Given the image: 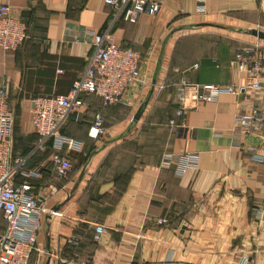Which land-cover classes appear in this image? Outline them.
I'll return each instance as SVG.
<instances>
[{
	"label": "crops",
	"instance_id": "obj_1",
	"mask_svg": "<svg viewBox=\"0 0 264 264\" xmlns=\"http://www.w3.org/2000/svg\"><path fill=\"white\" fill-rule=\"evenodd\" d=\"M149 1L160 2L157 15H141L136 24L116 21L110 29L120 47L140 54L148 85L129 91L122 103L105 111V134L97 140L87 137L97 99L83 97L79 123L71 116L66 120L61 134L80 142L81 152L60 151L73 170L48 197L47 209H59L43 217L39 247L50 252L49 264H59L57 259H66L70 250L95 264H238L242 257L247 264H264V165L250 152L259 140L238 134L235 122L247 96L264 108V95L242 90L215 103L201 102L183 119L175 115L180 76L192 85L242 84L232 58L237 47L256 42L242 35L246 30L264 31V0H205L203 14H197L196 0ZM0 4L28 25V39L19 50L0 49V88L5 87L14 115L12 155L23 160L21 172L38 174H19L15 180L31 183L43 195L54 183V150L51 143L44 152L34 150L32 101L68 93L92 51L90 33L108 27L113 11L105 0ZM199 37L201 53L183 61V51ZM260 44L264 47V41ZM181 151L197 153L195 170L177 177L175 166H159L164 155ZM97 225L103 232L94 242ZM71 238L75 246L68 243Z\"/></svg>",
	"mask_w": 264,
	"mask_h": 264
},
{
	"label": "built area",
	"instance_id": "obj_2",
	"mask_svg": "<svg viewBox=\"0 0 264 264\" xmlns=\"http://www.w3.org/2000/svg\"><path fill=\"white\" fill-rule=\"evenodd\" d=\"M197 14L205 13V0H196ZM112 9L113 18L108 27L99 33H90L92 51L87 56L82 75L72 83L64 96L36 97L33 99L31 121L37 136L34 150L44 152L51 143L54 150L50 159L53 167V185L43 195L27 182L16 183L21 174L25 178H36L35 172H21L23 160L12 155L14 115L9 107L5 87L0 88V218L4 228L0 232V264H41L45 253L39 247L38 235L43 217L51 213L47 209L48 197L57 192V185L67 183L73 170L67 152L80 153L81 143L61 134L60 129L69 116L81 119L85 103L83 96L92 95L101 100V108L95 113L87 136L97 140L105 134L103 112L106 108L122 103L131 90L142 91L148 85L141 75L142 59L138 52L120 47L110 29L114 22L136 24L141 15L155 16L159 13V1L149 0H105ZM27 26L22 18L12 13L11 7L0 4V49L17 51L27 40ZM232 62L242 84L236 86L192 85L185 76H180L175 85L176 117L184 118L201 103H215L222 95H239L241 91L264 95V47L260 40L236 48ZM175 73L180 74L178 69ZM242 106L235 115L236 131L240 135L259 140V146L250 148L251 159L264 165V108L250 102ZM170 124L173 121L170 120ZM197 153L181 151L176 155H164L159 166L163 169L175 166V174L181 177L188 170L197 168ZM57 212L54 214L56 215ZM103 232L95 226L93 241L97 242ZM68 243L76 245L75 239ZM242 257L238 264H247ZM59 264H92L79 260L76 253L70 258L57 259Z\"/></svg>",
	"mask_w": 264,
	"mask_h": 264
},
{
	"label": "water",
	"instance_id": "obj_3",
	"mask_svg": "<svg viewBox=\"0 0 264 264\" xmlns=\"http://www.w3.org/2000/svg\"><path fill=\"white\" fill-rule=\"evenodd\" d=\"M246 33L249 36L256 38L257 40L264 41V31H261L259 29L251 28V29L246 30ZM152 85H155V81L152 82ZM152 92H153V88L149 91L148 96L146 97L145 101L137 109V111H136V113H135V115H134V117L132 119L133 122H136L140 118L141 114L143 113V111H144V109H145V107H146V105H147V103H148V101H149V99H150V97L152 95ZM85 168H86V165H84V167H83V169H82V171H81V173L79 175L78 182L83 178V175H84V172H85ZM75 189H76V187L74 188V190ZM74 190L72 192H74ZM58 209H59L58 207H54L52 209V211H51L52 214L50 213L49 217L51 218L53 216V213L57 212ZM46 252L47 253H45V254L47 255V260H46V262L44 264H49V260H50L51 254H50L49 251H46Z\"/></svg>",
	"mask_w": 264,
	"mask_h": 264
},
{
	"label": "rangeland",
	"instance_id": "obj_4",
	"mask_svg": "<svg viewBox=\"0 0 264 264\" xmlns=\"http://www.w3.org/2000/svg\"><path fill=\"white\" fill-rule=\"evenodd\" d=\"M253 29H257V28H254L253 27ZM260 30V29H259ZM264 30V29H263ZM261 31H262V29H261ZM243 33V32H242ZM242 35H248L247 33H246V31H245V33L244 34H242ZM207 37H213V38H210V39H213V40H215V41H217V39L219 38L220 39V37H218V36H214V35H207ZM248 37V36H247ZM250 37V36H249ZM222 38V37H221ZM254 38V37H253ZM253 38H250V39H253ZM223 39V38H222ZM193 41H191L192 43V47L191 48H188L187 50H185V51H183V55H182V60L184 61V60H191V59H195L197 56H199V54L201 53V51H200V49H199V47L198 46H196L197 44L196 43H198V42H201V37H199V38H195V39H192ZM195 43V44H194ZM82 165H83V163H79L78 165H77V167H76V172L77 171H79V169H81V167H82ZM51 214H52V212H51ZM53 216H54V213H53ZM46 255L43 257V259L41 260V264H44L45 263V261H46Z\"/></svg>",
	"mask_w": 264,
	"mask_h": 264
},
{
	"label": "trees",
	"instance_id": "obj_5",
	"mask_svg": "<svg viewBox=\"0 0 264 264\" xmlns=\"http://www.w3.org/2000/svg\"><path fill=\"white\" fill-rule=\"evenodd\" d=\"M24 21V20H23ZM25 22V21H24ZM25 24H26V22H25ZM26 26H27V28H28V25L26 24ZM27 36H28V32H27ZM28 39V38H27ZM27 41V40H26ZM25 41V42H26ZM24 42V43H25ZM24 45V44H23ZM22 45V46H23ZM21 46V47H22ZM20 47V48H21ZM19 48V49H20ZM18 49V50H19ZM83 97H85V96H83ZM83 97H82V99H83ZM88 97H93V98H95V99H97L98 100V102H99V107H98V109L96 110V112L101 108V100L100 99H98L97 97H94V96H92V95H89ZM8 102H9V107H10V109L12 108L11 106H10V101L8 100ZM114 106V105H113ZM112 107V106H111ZM110 107H108V108H106L105 110H104V112H103V116H104V119H105V111L107 110V109H109ZM95 112V113H96ZM95 113H94V115H95ZM94 115H93V117H92V120H91V123H92V121H93V118H94ZM71 121H73L74 123H79L81 120H82V118H83V116L81 117V119H79V120H75V118H74V116H72L71 115ZM68 120V119H67ZM105 121V120H104ZM91 123L89 124V126L91 125ZM105 123V122H104ZM65 124V123H64ZM64 124H63V126H64ZM63 126L61 127V129H60V132H62L63 133V131H62V129H63ZM89 126H88V128H89ZM88 131V130H87ZM64 134V133H63ZM37 137V136H36ZM88 137V136H87ZM71 138V137H70ZM89 138V137H88ZM90 139V138H89ZM71 154H79V153H74V152H71ZM89 154L90 153H88V155H85L84 156V158H80V159H82V161L80 162V163H83L87 158H88V156H89ZM50 164H51V162H50ZM51 171H53V167H52V164H51ZM52 175H53V172H52ZM3 228H4V222L2 221V219L0 218V232H2V230H3ZM72 253H74L72 250H70L69 251V254H68V256H66V258H70L71 257V255H72ZM77 257H78V259L79 260H88L90 263H92V264H95L94 262H93V259L91 258V257H85V258H82V257H80L78 254H77Z\"/></svg>",
	"mask_w": 264,
	"mask_h": 264
}]
</instances>
